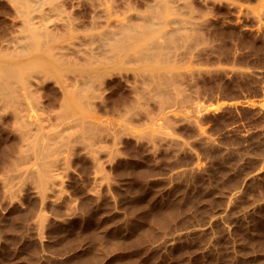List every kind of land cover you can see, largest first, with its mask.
Segmentation results:
<instances>
[{
    "label": "rangeland",
    "instance_id": "rangeland-1",
    "mask_svg": "<svg viewBox=\"0 0 264 264\" xmlns=\"http://www.w3.org/2000/svg\"><path fill=\"white\" fill-rule=\"evenodd\" d=\"M0 264H264V0H0Z\"/></svg>",
    "mask_w": 264,
    "mask_h": 264
}]
</instances>
